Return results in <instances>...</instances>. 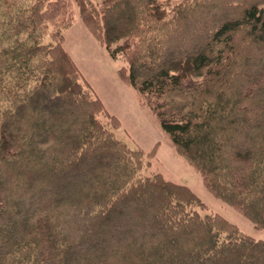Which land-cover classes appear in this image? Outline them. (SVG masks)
I'll return each instance as SVG.
<instances>
[{
  "label": "trees",
  "instance_id": "trees-1",
  "mask_svg": "<svg viewBox=\"0 0 264 264\" xmlns=\"http://www.w3.org/2000/svg\"><path fill=\"white\" fill-rule=\"evenodd\" d=\"M72 4L206 188L264 228V0H0V264H264V239L116 137L63 46Z\"/></svg>",
  "mask_w": 264,
  "mask_h": 264
},
{
  "label": "rangeland",
  "instance_id": "rangeland-1",
  "mask_svg": "<svg viewBox=\"0 0 264 264\" xmlns=\"http://www.w3.org/2000/svg\"><path fill=\"white\" fill-rule=\"evenodd\" d=\"M69 12L59 19L60 22L64 19L72 22L64 30L63 46L108 113L117 118L119 126L113 129L116 137L145 152L154 149V156L150 158L144 173L158 172L165 179L188 186L205 203L207 212L222 215L255 239H264V228H257L240 211L218 199L206 188L199 172L176 152L152 111L139 104L136 91L122 80L118 70L126 66V62L120 57L113 58L105 46L97 43L80 20L78 9L73 4ZM258 63L259 60L253 62L254 67L248 72L250 77L257 70ZM241 83L243 87L246 86V81ZM103 120L106 118L103 117Z\"/></svg>",
  "mask_w": 264,
  "mask_h": 264
}]
</instances>
